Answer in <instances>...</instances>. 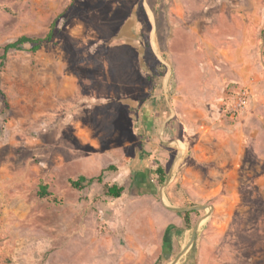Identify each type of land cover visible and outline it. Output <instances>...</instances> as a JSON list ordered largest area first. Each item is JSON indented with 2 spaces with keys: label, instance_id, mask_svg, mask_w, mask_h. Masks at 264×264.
Segmentation results:
<instances>
[{
  "label": "rangeland",
  "instance_id": "rangeland-1",
  "mask_svg": "<svg viewBox=\"0 0 264 264\" xmlns=\"http://www.w3.org/2000/svg\"><path fill=\"white\" fill-rule=\"evenodd\" d=\"M102 1L0 0V264H185L193 248L199 264H264V215L256 216L254 200L227 220L215 209L224 194L173 198L180 190L170 185L175 156L165 158L167 182L153 173L161 162L157 105L169 86L168 66L155 40L156 60L149 51L108 53L106 43L70 37L109 34V24L95 23ZM121 2L118 35L127 18L143 17L145 0ZM49 33L58 41L37 54L10 51L2 59L8 43ZM227 99L223 117L236 123L242 117L226 116ZM102 174L104 183L125 188L120 199L105 196L98 182L83 191L71 186ZM42 186L53 197H40ZM258 188L263 194L264 185ZM163 192L172 196L169 205ZM256 192L242 187L245 198Z\"/></svg>",
  "mask_w": 264,
  "mask_h": 264
},
{
  "label": "crops",
  "instance_id": "crops-1",
  "mask_svg": "<svg viewBox=\"0 0 264 264\" xmlns=\"http://www.w3.org/2000/svg\"><path fill=\"white\" fill-rule=\"evenodd\" d=\"M121 1L103 0L94 13L97 27L109 24L108 35L88 37L77 31L70 37L106 43L108 53L121 48L130 56L148 55L134 45L145 42L143 33L150 43L155 40L170 73L157 105V119L163 121L158 168L166 172L168 154L175 156L174 163L179 160L170 180L180 189L173 198L206 201L224 194L215 209L227 220L241 211L244 200L264 201L258 188L264 185V0H145L143 17L127 18L118 35L115 18ZM55 37L51 43L58 41ZM240 85L250 90L251 103L242 119L232 123L223 117L222 105L230 89ZM69 91L64 88L62 95ZM243 186L258 192L245 198ZM162 194L169 205L171 194ZM229 225L226 221L223 230Z\"/></svg>",
  "mask_w": 264,
  "mask_h": 264
},
{
  "label": "trees",
  "instance_id": "trees-1",
  "mask_svg": "<svg viewBox=\"0 0 264 264\" xmlns=\"http://www.w3.org/2000/svg\"><path fill=\"white\" fill-rule=\"evenodd\" d=\"M142 37L145 39L144 48L146 49V51L151 52L152 57L156 60L155 54L153 53L152 48H151L148 33H143ZM53 38H54V33H49L46 37L21 36L17 40L8 43L4 47V53H3L2 59L4 60L10 51H28V52H31L33 54H37L41 50L43 45L45 43H51L53 41ZM28 45H30L31 48L28 49L27 48ZM161 67L165 68L162 64H161ZM2 97L4 99V103L7 104L6 95L2 94ZM104 172H106V171H104ZM153 173H155L161 179V182L165 181L166 172L163 168L159 167ZM95 182H98L100 184H104L103 185L104 194H105V196H107L111 199H120L125 193V188L123 186H119L116 184L111 185L109 183H104L103 174L100 175L99 177H95V178H87V177L81 176L77 181H74V180L70 181L71 186L78 191H83V190L87 189L88 187H90ZM39 196L42 198L53 197V193H51L49 191L48 186H42V188L39 192ZM257 201H259V200H254L253 203L255 202L254 205L257 206V210L255 212L256 216H258L260 218L264 215V206L257 204L256 203ZM262 202H264V201H262ZM192 213H194V212H190V213L185 214L186 223L188 224L187 225L188 228L190 227L188 216L191 215ZM242 230L245 231L246 229L245 230L242 229ZM242 230H238V231L241 232ZM185 264H199L198 254H197V251L195 250V248H193V250L190 252Z\"/></svg>",
  "mask_w": 264,
  "mask_h": 264
},
{
  "label": "built area",
  "instance_id": "built-area-1",
  "mask_svg": "<svg viewBox=\"0 0 264 264\" xmlns=\"http://www.w3.org/2000/svg\"><path fill=\"white\" fill-rule=\"evenodd\" d=\"M250 103V90L243 85L235 87L227 99L225 107L226 116L233 121L237 120L247 113Z\"/></svg>",
  "mask_w": 264,
  "mask_h": 264
},
{
  "label": "water",
  "instance_id": "water-1",
  "mask_svg": "<svg viewBox=\"0 0 264 264\" xmlns=\"http://www.w3.org/2000/svg\"><path fill=\"white\" fill-rule=\"evenodd\" d=\"M171 210H173V211H177V212H187V211H190L191 209H179V208H175V209H171ZM175 264V263H174Z\"/></svg>",
  "mask_w": 264,
  "mask_h": 264
}]
</instances>
